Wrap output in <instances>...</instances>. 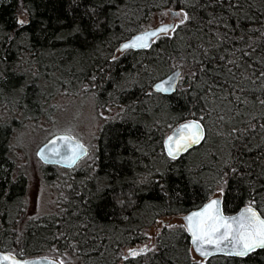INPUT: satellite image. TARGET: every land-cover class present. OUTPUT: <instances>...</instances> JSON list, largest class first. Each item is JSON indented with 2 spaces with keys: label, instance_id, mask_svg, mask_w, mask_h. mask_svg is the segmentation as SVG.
I'll use <instances>...</instances> for the list:
<instances>
[{
  "label": "trees",
  "instance_id": "trees-1",
  "mask_svg": "<svg viewBox=\"0 0 264 264\" xmlns=\"http://www.w3.org/2000/svg\"><path fill=\"white\" fill-rule=\"evenodd\" d=\"M181 7L202 22L117 55L122 40ZM228 60L251 82L233 79ZM201 61L206 72L197 68ZM174 68L175 91H153L152 82ZM261 71L264 0H0V250L63 264H200L182 225L162 226L155 249L135 258L123 259L122 250L143 242L159 217L200 206L221 179L225 213L255 201L264 214ZM237 83L244 87L239 102ZM57 93L90 96L99 110L119 113L102 125L92 165L66 178L59 209L22 221L12 215L24 179L13 175L11 132L48 117L44 108ZM188 119L201 120L205 139L171 160L164 136ZM42 165L46 178L58 167ZM204 264H264V251L252 259L216 255Z\"/></svg>",
  "mask_w": 264,
  "mask_h": 264
},
{
  "label": "snow or ice",
  "instance_id": "snow-or-ice-1",
  "mask_svg": "<svg viewBox=\"0 0 264 264\" xmlns=\"http://www.w3.org/2000/svg\"><path fill=\"white\" fill-rule=\"evenodd\" d=\"M174 17L173 23H161L155 29L144 30L133 36L130 40L120 45L121 50H128L130 48L141 49L150 48L152 46V38L159 39L162 35L174 36L180 26H187L190 23L202 22L200 18L193 14L192 10L181 7L172 13ZM216 18L213 17V20ZM212 21H209L211 23ZM18 24L23 25L25 20L19 19ZM79 31V27L75 29ZM219 35V34H218ZM203 54L211 59L209 49L204 48ZM113 59H116L114 56ZM220 60L227 59L226 57H218ZM228 63L236 68L233 73L232 68H228L227 72L235 79L236 76L240 80L251 82V77L241 73V66L237 65L235 60H228ZM201 71H207L203 66V61L197 65ZM179 78V73L168 77L167 81L155 83L152 87L158 91L169 92L174 88V80ZM258 79H264V71L259 73ZM205 85L208 84L206 80ZM236 101L239 102L243 94V83H237ZM208 91H212L209 87ZM262 94H264V86L261 87ZM264 105V100L258 101ZM245 103L247 98L245 97ZM256 127L255 124L252 125ZM205 139V125L199 119L185 120L176 126L171 135L164 138L163 144L166 150L167 157L171 160H176L177 157L192 145L199 144ZM88 149L84 143L72 136L68 130L59 136H53L51 140L45 143L37 152V155L45 162H58L65 164H74L79 157L85 155ZM228 164L229 161H225ZM238 169L230 167V173L236 174ZM227 175V173L225 174ZM264 175V172H262ZM227 181L221 179L220 185L216 188L217 192L223 193ZM255 201L246 203L235 215H226L222 200L219 196L209 198L202 207L188 213L184 217L186 223L181 227L185 228L190 233L191 242L195 247V251L201 256H209L212 252H228L241 258L252 259L257 254V250L264 251V214L258 211ZM168 227H174L169 224ZM155 247V246H153ZM147 246H143L140 251H146ZM133 256L137 253L133 249L128 250ZM0 256H7L11 260V264H32L28 260H17L14 256L8 254H0ZM200 264H204L203 260Z\"/></svg>",
  "mask_w": 264,
  "mask_h": 264
},
{
  "label": "rangeland",
  "instance_id": "rangeland-1",
  "mask_svg": "<svg viewBox=\"0 0 264 264\" xmlns=\"http://www.w3.org/2000/svg\"><path fill=\"white\" fill-rule=\"evenodd\" d=\"M167 11L156 15L144 29L163 21H169ZM120 53L117 51V55ZM49 101L52 104L46 103L44 108L48 113V117L38 116L36 126L32 125L33 123L15 126L10 136L11 166L16 172L13 175H20L24 179V191L13 202L12 215L18 216L22 221L31 217L51 214L59 209L58 199L60 192L64 190L66 178L72 172L79 173L82 169L92 165L102 125L107 120L115 118L119 113L118 110L108 108L99 110L90 96L67 97L65 94L57 93L52 95ZM65 130H68L72 136L84 143L88 153L71 169L54 167L51 176L46 178L43 169L45 166L37 158L35 150L51 134L65 132ZM212 196H222V193L215 191ZM169 224L174 226L184 225L181 215L159 217L152 226L145 230L146 237L143 242L123 248V259L135 258L143 252L133 256L127 252L129 248L137 249L146 245L147 251L154 250L157 233L162 226ZM190 256L193 260L205 261L204 258L196 255L192 249H190Z\"/></svg>",
  "mask_w": 264,
  "mask_h": 264
},
{
  "label": "water",
  "instance_id": "water-1",
  "mask_svg": "<svg viewBox=\"0 0 264 264\" xmlns=\"http://www.w3.org/2000/svg\"><path fill=\"white\" fill-rule=\"evenodd\" d=\"M174 11H176V10H172V9H171V10H168V11H167L168 14H169V21H163V22H160V23L156 24L155 26L147 27V28H145V29H142V30H140V31L135 32V33L132 34L130 37H128V38L122 40V41L118 44L117 50H118L119 52H123V51H125V50H121V49H120V45H121L122 43L127 42V41L130 40L133 36H135L136 34H138V33L141 32V31L155 29V28L159 27V26L161 25V23H173V22H174V17H173V15H172V13H173ZM155 39H156V38H152V42H153ZM130 49H132V50H138V49H134V48H130ZM141 49H146V48H141ZM176 73H179V76H180V70H179V68H174V69L168 71L167 73H165L164 75H162V76L156 78V79L152 82V85L155 84V83H159V82H161V81H167L168 77H170V76H174ZM178 81H179V78L174 80V88H173L171 91L167 92V93L162 92V91H158V90L154 89V88L152 87V85H151V88H152L153 91L158 92V93H161V94H170V93H173V92L175 91V89H176V85H177ZM188 120H189V119H188ZM184 121H185V120H184ZM184 121L179 122L178 124L183 123ZM178 124H176L174 127H172V128H171V129L165 134L164 138H165L166 136H168V135H171L172 132L175 130V128H176V126H177ZM63 133H64V132H57V133H54V134L50 135L45 141H43V142H42V143L36 148V150H35V154H36L37 158H38L43 164H46V165H57V166H61V167H64V168H72V167H74V166L76 165V163L78 162L79 159H81L83 156H85V155L87 154V153H86L85 155H82L81 157H79V159H78L74 164H71V165H69V164H65V163L52 162V161L45 162L44 160H42V159L37 155L38 150H39V149H40L45 143H47L49 140H51V139L53 138V136H59V135H61V134H63ZM163 140H164V139H163ZM196 145H198V144L192 145L190 148H192V147H194V146H196ZM190 148H188L187 150H189ZM164 149H165V148H164ZM187 150H186V151H187ZM186 151H184V152H186ZM87 152H88V151H87ZM165 152H166V150H165ZM184 152H182V153H184ZM182 153H181V154H182ZM212 197H214V196H212ZM212 197H210V198H212ZM219 197L221 198V196H219ZM207 200H208V199H207ZM207 200H206L205 202H203L200 206H198V207H196V208H194V209H191V210H189V211L183 213V214L181 215V219H182L183 224L186 223V221L184 220V217L187 216L188 213H190V212H192V211L198 209L199 207H202L203 204L207 202ZM221 200H222V199H221ZM222 207H223V206H222ZM242 207H244V206H242ZM242 207H240V208H239L237 211H235V212H232V213H225V214H226V215H235L237 212L240 211V209H241ZM185 230H186V229H185ZM186 232H187V231H186ZM187 235H188V237H189L190 248L192 249V251H193L196 255H198V256L201 257V258L206 259V258H209V257H211V256H216V255L233 256V255H229L228 252H212V254L209 255V256H201L200 253H198V252L195 251V247H194V245H193L192 242H191L190 233L187 232ZM0 254H8V255L14 256L17 260H28V261H31L32 264H60V262H59L57 259H55V258H53V257H49V256H44V255H38V256H33V257H20V256H17L16 254H14V253H12V252H9V251H1V250H0ZM235 257H236V256H235ZM0 264H11V260L8 259L7 256H0Z\"/></svg>",
  "mask_w": 264,
  "mask_h": 264
},
{
  "label": "bare ground",
  "instance_id": "bare-ground-1",
  "mask_svg": "<svg viewBox=\"0 0 264 264\" xmlns=\"http://www.w3.org/2000/svg\"><path fill=\"white\" fill-rule=\"evenodd\" d=\"M97 143V142H96Z\"/></svg>",
  "mask_w": 264,
  "mask_h": 264
}]
</instances>
